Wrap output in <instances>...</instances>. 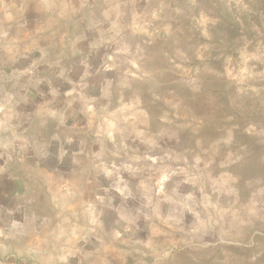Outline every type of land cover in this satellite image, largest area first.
<instances>
[{
    "label": "rangeland",
    "instance_id": "374dc122",
    "mask_svg": "<svg viewBox=\"0 0 264 264\" xmlns=\"http://www.w3.org/2000/svg\"><path fill=\"white\" fill-rule=\"evenodd\" d=\"M0 264H264V0H0Z\"/></svg>",
    "mask_w": 264,
    "mask_h": 264
}]
</instances>
